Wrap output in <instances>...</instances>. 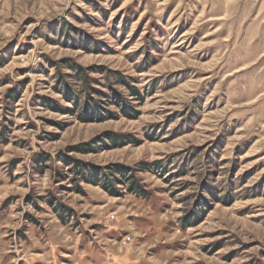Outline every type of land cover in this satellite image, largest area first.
Returning a JSON list of instances; mask_svg holds the SVG:
<instances>
[{"label": "rangeland", "instance_id": "obj_1", "mask_svg": "<svg viewBox=\"0 0 264 264\" xmlns=\"http://www.w3.org/2000/svg\"><path fill=\"white\" fill-rule=\"evenodd\" d=\"M0 264H264V0H0Z\"/></svg>", "mask_w": 264, "mask_h": 264}, {"label": "trees", "instance_id": "obj_2", "mask_svg": "<svg viewBox=\"0 0 264 264\" xmlns=\"http://www.w3.org/2000/svg\"><path fill=\"white\" fill-rule=\"evenodd\" d=\"M58 78H59V84L61 83L63 86L64 84L66 85V83L62 80V77H59L61 75L60 73V69L57 70ZM77 77L81 80V81H85L86 80V75L85 74H79L77 75ZM58 91H60L61 93L65 94L64 92H62V90H60L58 88ZM130 92L132 97H137V98H142V95L140 93V90H138L135 86H130ZM50 107H52L53 109L57 108V104L54 102H50ZM59 109V107L57 108ZM87 110H85L83 113H85L86 115L89 114L90 116L94 115L95 117L97 115H99V112L96 111V108L91 110H88V108H86ZM81 118V116H80ZM82 119V118H81ZM113 139V144H117L119 145L122 141V139H118L115 136L112 137ZM136 142V141H135ZM131 143V142H129ZM42 156V161L44 163L48 162L51 160V156L50 155H41ZM55 159L57 161H65L66 157L63 155H56ZM72 163H74L75 168H74V172H76L77 175L81 176L82 179H86L87 175L90 174L91 176H93V183H97V184H102L104 185L106 188L109 187H113L112 185H121L123 186V189L126 190L129 193H133L136 196H140V197H148V191L146 190L145 186L141 184L140 179L136 176V170L132 167H125V166H120V165H115V166H109V167H105V168H101L99 171V174L97 173L96 170H92V168H88L86 169L83 163H81L80 161H73ZM140 171H143V169L141 168ZM101 177V178H100ZM91 181V180H90ZM111 182V183H109ZM77 189L81 192L82 190L80 188L77 187ZM109 190L111 191L112 188H109ZM115 191L113 190L112 193H114ZM48 203L51 205V207L56 211V213L58 214L59 218L64 221L65 223L68 222V220L72 217V210L70 208H67L66 206H64L63 204H57L54 201H48ZM184 221H189L190 223H195L197 221H195V217L194 216H190L188 218H184Z\"/></svg>", "mask_w": 264, "mask_h": 264}]
</instances>
